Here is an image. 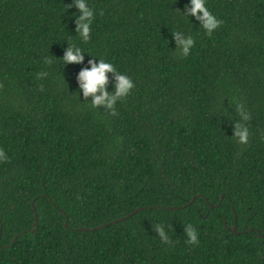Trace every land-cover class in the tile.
Listing matches in <instances>:
<instances>
[{
  "label": "trees",
  "instance_id": "trees-1",
  "mask_svg": "<svg viewBox=\"0 0 264 264\" xmlns=\"http://www.w3.org/2000/svg\"><path fill=\"white\" fill-rule=\"evenodd\" d=\"M75 4L0 0V264H264V0H205L211 36L192 0H86L87 43ZM93 59L135 84L116 116Z\"/></svg>",
  "mask_w": 264,
  "mask_h": 264
},
{
  "label": "clouds",
  "instance_id": "clouds-1",
  "mask_svg": "<svg viewBox=\"0 0 264 264\" xmlns=\"http://www.w3.org/2000/svg\"><path fill=\"white\" fill-rule=\"evenodd\" d=\"M192 4L194 5L190 10L191 15H195L197 19L202 21V27L206 30V34L211 36L213 31L220 27L223 24L222 20L217 19L206 7L205 0H192ZM73 6V5H72ZM76 7L80 9L82 15H79L77 18V28L76 31L78 35L82 38V40L87 43L91 36V25L92 20L94 19V12L91 10L87 4L86 0H76ZM203 13V16H200L199 13ZM103 14V13H101ZM88 20L89 23L85 24L84 21ZM176 36V40L178 44H183V55L187 56L190 52L191 47L194 45V40L189 38L187 40L180 39V32L174 33ZM63 60L65 64H79L84 60V55L82 50L79 47H74L69 45V48L66 54L63 56ZM46 64H51L52 61L48 58H45ZM92 68L91 70L84 69L80 72L79 80L81 81V88L84 91L85 99L89 95H93L95 99L92 102L93 106H98L100 104H106L107 108L110 109V114L113 116L118 115V112L115 109V104L117 100L125 98L130 94L131 89L135 87L134 82L127 75L120 74L116 71L113 64L105 62L103 59L100 60L99 65L97 66L95 59L90 60ZM116 72L117 73V87L114 95L109 96L106 91V85L108 83V72ZM47 76L46 72H41L37 74V78H43ZM2 87V85H0ZM42 90V86H41ZM100 91L103 95L96 96L95 94ZM92 107V106H91ZM247 119V118H246ZM235 136L239 138V142L245 144L248 142V130L246 127H243L240 124L236 125V133ZM8 157L6 156L3 149H0V161H7ZM155 230L160 234V237L164 242L168 241V237L165 236L163 228L159 225L155 227ZM187 235L189 237L188 243L196 244L198 243V238L195 230L189 226L187 229Z\"/></svg>",
  "mask_w": 264,
  "mask_h": 264
},
{
  "label": "water",
  "instance_id": "water-1",
  "mask_svg": "<svg viewBox=\"0 0 264 264\" xmlns=\"http://www.w3.org/2000/svg\"><path fill=\"white\" fill-rule=\"evenodd\" d=\"M138 210H140V209H138ZM138 210H135L132 214H134V213H135L136 211H138ZM130 215H131V214H130ZM130 215H127V216H125V217H123V218H119V219L113 220V221H111V222H108V223L102 224V225H100V226L95 227L94 229H97V230H98V229L103 228V227H105V226H107V225H109V224H114V223L120 222V221H122L123 219H125L126 217H128V216H130ZM37 225H38V221H37V217H36V213H35L34 227L36 228ZM65 226H66V224H65ZM235 228H236V227L234 226L233 231H235ZM81 230H83V231H88V230H91V229L83 228V229H81ZM16 237H17V236H16ZM16 237L14 238V240L12 241V243H14Z\"/></svg>",
  "mask_w": 264,
  "mask_h": 264
}]
</instances>
